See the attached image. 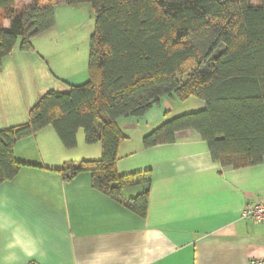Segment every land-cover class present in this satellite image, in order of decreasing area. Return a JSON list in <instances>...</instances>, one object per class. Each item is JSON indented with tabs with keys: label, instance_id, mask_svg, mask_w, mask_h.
I'll list each match as a JSON object with an SVG mask.
<instances>
[{
	"label": "trees",
	"instance_id": "1",
	"mask_svg": "<svg viewBox=\"0 0 264 264\" xmlns=\"http://www.w3.org/2000/svg\"><path fill=\"white\" fill-rule=\"evenodd\" d=\"M83 3L95 12L88 80L47 91L27 123L0 129V183L24 165L14 155L19 140L52 126L71 149L83 129L87 144H102V157L66 162L64 178L89 172L97 190L145 216L151 172L118 173L119 147L128 139L119 122L143 119L172 95L196 97L205 107L160 124L143 137L144 148L192 130L224 168L263 161L264 0H34L21 11L16 0H0V66L16 48L34 50L33 40L55 27L56 6ZM137 185L146 188L123 196Z\"/></svg>",
	"mask_w": 264,
	"mask_h": 264
},
{
	"label": "crops",
	"instance_id": "2",
	"mask_svg": "<svg viewBox=\"0 0 264 264\" xmlns=\"http://www.w3.org/2000/svg\"><path fill=\"white\" fill-rule=\"evenodd\" d=\"M4 27H9L8 20ZM40 39L43 35L33 40V51L16 48L4 58L0 107L7 105L14 90L7 78H15L19 71L40 77L43 85ZM74 73L64 74L60 81L69 85L88 80L86 67ZM27 104L31 106L25 103L24 117ZM0 114V129L22 117L8 109ZM124 120L128 122L120 127L128 139L119 147L117 170L123 176L151 172L145 216L97 190L89 172L65 179L60 169L66 162L99 160L102 144H87L85 135L78 136L79 151L71 157L55 130L47 126L15 144V158L24 165L14 178L0 183V264L264 260V223L243 218L246 204L264 198V159L258 165L224 168L192 130L178 132L172 144L146 149L143 137L159 126L157 121ZM145 188L127 187L123 196L135 197Z\"/></svg>",
	"mask_w": 264,
	"mask_h": 264
},
{
	"label": "rangeland",
	"instance_id": "3",
	"mask_svg": "<svg viewBox=\"0 0 264 264\" xmlns=\"http://www.w3.org/2000/svg\"><path fill=\"white\" fill-rule=\"evenodd\" d=\"M26 1H17V11H21L23 8L22 4ZM55 17V27L43 35V39H40L44 57L43 85L40 77L25 76L21 71H19L18 75H15V78H13L14 75L10 79L7 78L8 82L6 83H14V90L7 105L0 107V111L4 112V109H8L11 112H15L18 117L22 116L16 119L17 121L10 122L8 127L27 123L30 109L40 99V96L47 91L51 89L61 92L68 91L69 85L60 81L64 74H75L74 72L78 73L79 70H83L85 67L88 68L91 37L95 28L93 7L89 3L58 5L55 8ZM35 44L38 45L39 43ZM39 94L40 96H38ZM25 103H30L31 106L27 104V109L29 110L24 117L23 110L24 113L26 111ZM204 107L205 102L196 97H190L182 101L176 95H172L165 97L161 104L154 107L145 117L151 119V121H157L156 124L160 125L168 119L185 113L196 112L204 109ZM122 120L119 123L121 125L128 122L124 119ZM78 136H83L84 138L83 129H80ZM64 148L68 149L65 146ZM77 148L76 146L68 149V152H72L71 157L79 151Z\"/></svg>",
	"mask_w": 264,
	"mask_h": 264
},
{
	"label": "built area",
	"instance_id": "4",
	"mask_svg": "<svg viewBox=\"0 0 264 264\" xmlns=\"http://www.w3.org/2000/svg\"><path fill=\"white\" fill-rule=\"evenodd\" d=\"M243 218L251 219L258 223H264V198L258 202L246 204L243 210ZM251 264H264L263 259L253 258Z\"/></svg>",
	"mask_w": 264,
	"mask_h": 264
}]
</instances>
